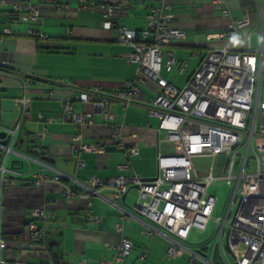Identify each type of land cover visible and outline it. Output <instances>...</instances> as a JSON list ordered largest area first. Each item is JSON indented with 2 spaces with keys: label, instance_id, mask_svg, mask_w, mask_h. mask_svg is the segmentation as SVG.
<instances>
[{
  "label": "crops",
  "instance_id": "crops-1",
  "mask_svg": "<svg viewBox=\"0 0 264 264\" xmlns=\"http://www.w3.org/2000/svg\"><path fill=\"white\" fill-rule=\"evenodd\" d=\"M23 1L39 9V23L10 20L14 4ZM114 1L126 9L118 26L137 32L145 28L146 15L155 5L152 0ZM164 4L163 12L172 15L170 25L187 34L186 40L170 46L187 65L181 74L176 69L162 70L161 76L168 82L183 87L210 50L240 51L248 41L252 49H257L262 41L264 73V0H226L227 17L209 0H165ZM243 18H248L250 24L237 37H209L231 20ZM102 19L98 9L81 8L76 0H0V67L4 69L0 70V131L18 126L13 150L20 154L10 153L6 159L7 163L10 157L6 168L17 173L12 175L15 185L5 187L3 196L6 232L16 236V240H8L6 257L2 256L6 261L17 258L22 263L79 264L85 260V264H95L111 259L115 250L108 245L116 246L125 237L133 242V249L122 264H188L187 251L175 258L167 257V232L134 209L137 189L116 199L112 188H102L100 196L91 200L92 214L101 218L97 223L88 220L85 202L80 198L65 197L56 185L39 188L32 183L33 172L41 167L39 162L82 182L89 176L154 178L158 155L173 153L166 132L159 130L158 119L148 115L144 104L159 91L153 81L141 86L139 102L127 108L112 103V121L104 118L94 102L78 99L82 91L116 90L140 75L137 65L124 57L132 48L116 41V27L102 28ZM29 30L42 32L47 40L30 35ZM23 95L29 99L24 112L17 103ZM65 102H70L75 114L91 116L92 124L64 120ZM116 131L125 144L131 141L130 135L137 136V156L127 160L122 151L110 146V136ZM75 133L82 134L84 143L106 144L105 152L74 155L70 141ZM33 141L40 148L30 149ZM78 161L84 165L79 166ZM124 162L130 167L120 170L118 166ZM39 207L51 213L48 221L37 223L45 230L43 243L19 250L15 241L25 238L28 214ZM119 222L122 233L115 228ZM147 223L156 228L151 236L143 234ZM143 252L147 257L140 260Z\"/></svg>",
  "mask_w": 264,
  "mask_h": 264
},
{
  "label": "built area",
  "instance_id": "built-area-1",
  "mask_svg": "<svg viewBox=\"0 0 264 264\" xmlns=\"http://www.w3.org/2000/svg\"><path fill=\"white\" fill-rule=\"evenodd\" d=\"M76 1L81 8L95 7L102 13V28L118 29L116 41L132 48L124 57L135 63L140 73L119 89L82 91L78 99L84 103L94 102L104 118L112 121V103L118 102L127 108L139 102L141 86L148 80L153 81L159 91L144 104L148 115L158 119L159 130L166 132L173 153H159L158 173L152 181H144L136 175H116L106 178L89 176L86 182H82L47 163L39 162L41 167L33 172L34 185L39 188L56 185L65 197L80 198L85 202L88 220L97 223L101 222V218L92 214L91 200L100 196L102 188H112L116 199L135 188L138 196L134 209L150 223L167 232L165 236L170 243L166 250L168 258H175L187 251L190 255L188 264L198 260L205 264H264L262 41L257 49H252L248 41L240 51L228 48L210 50L187 83L178 88L163 78L161 72L163 68L165 72L176 69L181 74L184 71L187 63L178 59L170 46L186 40L187 34L170 25L172 15L163 12L165 0H152L155 5L146 15L145 28L138 32L118 26L120 18L126 15V9L114 0ZM209 1L221 10L223 17L229 16L228 9L224 8L226 0ZM9 17L12 21L39 23L40 12L37 7L23 1L14 4ZM249 24L248 18L233 19L223 30L209 37H237L239 31ZM29 34L47 40V36L40 31L29 30ZM17 103L24 112L29 99L23 95L17 99ZM63 119H73L80 125L92 124V117L75 114L70 102L64 104ZM17 130L18 126L0 131L6 133V144L0 143V264H49L22 263L17 258L6 261L2 258V251L6 249V243L1 238L3 189L15 185L12 178L17 174L7 169L5 163L10 153H16L13 145ZM130 137L129 144H125L116 131L109 139L110 146L122 151L127 160L138 155L137 136L132 134ZM82 139L80 133L71 136L70 149L74 155L85 152L100 154L107 148L106 144H87ZM200 154H225L223 175L216 177L213 165L205 175H197L192 157ZM27 159L32 160L29 157ZM78 165L83 166L84 163L78 161ZM118 167L124 170L130 165L124 162ZM217 180H222L232 188L223 218L214 217L217 198L208 192L209 186ZM50 216L51 213L43 207L31 211L28 240L21 241L19 249H32L41 245L44 231L37 223L48 221ZM211 221L215 223L213 238L193 247L186 246L191 230L204 231ZM152 224H146L143 234L151 236L156 231ZM115 228L122 233L123 225L120 222ZM108 248L115 250L111 259L100 260L95 264L124 263L133 249V242L121 237L118 245H108ZM146 257V252H143L139 259L144 260ZM79 264H85V260Z\"/></svg>",
  "mask_w": 264,
  "mask_h": 264
},
{
  "label": "rangeland",
  "instance_id": "rangeland-1",
  "mask_svg": "<svg viewBox=\"0 0 264 264\" xmlns=\"http://www.w3.org/2000/svg\"><path fill=\"white\" fill-rule=\"evenodd\" d=\"M163 71H165L164 68H163ZM226 157L227 156L225 154H219L217 156H213L209 154H200V155L193 156L192 162H193L196 174L197 175L200 174V176L205 175L208 172L209 167L213 165L214 175L216 177L222 176L224 172V165L226 162ZM8 160H7L6 166L8 164ZM234 171H236V167ZM231 189L232 188L229 187L228 184H226L222 180H219V181L217 180L209 186L208 192L217 198V206L214 212V217L215 216L219 218L224 217L225 212L228 207V203H229V199L231 195ZM126 195L127 194L123 195V197H125ZM134 203H135V200L133 204ZM214 235H215V223L211 221L204 231H199L193 228L190 232L189 238L186 240L185 243H186V246L192 247L194 244L204 243L207 240L208 241L211 240ZM2 256L6 257V251H3ZM200 263L205 264L204 262H200Z\"/></svg>",
  "mask_w": 264,
  "mask_h": 264
},
{
  "label": "trees",
  "instance_id": "trees-1",
  "mask_svg": "<svg viewBox=\"0 0 264 264\" xmlns=\"http://www.w3.org/2000/svg\"><path fill=\"white\" fill-rule=\"evenodd\" d=\"M225 6V5H224ZM0 70H4V69H2L1 67H0ZM34 141L32 142V145L30 146V149H33V148H40L38 145L36 146V145H34ZM33 183V182H32ZM34 184V183H33ZM9 187V186H8ZM5 189V188H4ZM4 189H3V196H4ZM39 208H42V207H39ZM44 208V207H43ZM33 210V209H32ZM32 210H30V214H28V220H26V224H25V238L24 239H21L20 241H19V239H17V241H15L17 244H16V248L17 249H19V247H18V244L21 242V241H24V240H28V236H29V234H28V225H29V222L32 220V218H31V211ZM5 218H4V203H3V227H2V232H1V238L4 240V242L6 243V249L8 250V240L9 239H14V240H16V236H15V234H8L7 235V232H6V225H5ZM40 228H42L43 229V231H44V234H43V236H42V239H41V244L43 243V238H44V235H45V230H44V228L43 227H41V226H39ZM5 249V250H6ZM4 250V251H5ZM20 250V249H19ZM2 253H3V251H2ZM42 263V262H41ZM43 263H49V262H43ZM50 264V263H49Z\"/></svg>",
  "mask_w": 264,
  "mask_h": 264
},
{
  "label": "water",
  "instance_id": "water-1",
  "mask_svg": "<svg viewBox=\"0 0 264 264\" xmlns=\"http://www.w3.org/2000/svg\"><path fill=\"white\" fill-rule=\"evenodd\" d=\"M6 137V133L5 132H0V143L1 144H6V140L4 139ZM153 179H155V177L154 178H146V179H143V180H153Z\"/></svg>",
  "mask_w": 264,
  "mask_h": 264
},
{
  "label": "bare ground",
  "instance_id": "bare-ground-1",
  "mask_svg": "<svg viewBox=\"0 0 264 264\" xmlns=\"http://www.w3.org/2000/svg\"><path fill=\"white\" fill-rule=\"evenodd\" d=\"M105 152V151H104ZM156 178V177H155ZM143 180V179H142ZM154 180V179H153ZM144 181H147V180H144ZM148 181H152V180H148Z\"/></svg>",
  "mask_w": 264,
  "mask_h": 264
}]
</instances>
